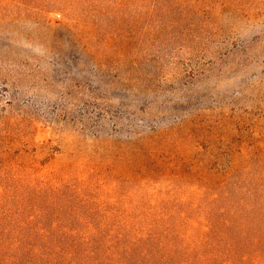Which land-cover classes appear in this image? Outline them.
<instances>
[{
	"label": "rangeland",
	"instance_id": "obj_1",
	"mask_svg": "<svg viewBox=\"0 0 264 264\" xmlns=\"http://www.w3.org/2000/svg\"><path fill=\"white\" fill-rule=\"evenodd\" d=\"M0 207L123 257L264 252V0H0Z\"/></svg>",
	"mask_w": 264,
	"mask_h": 264
},
{
	"label": "trees",
	"instance_id": "obj_2",
	"mask_svg": "<svg viewBox=\"0 0 264 264\" xmlns=\"http://www.w3.org/2000/svg\"><path fill=\"white\" fill-rule=\"evenodd\" d=\"M10 212L0 213V264H128L129 259L136 260V264H258L261 261L264 262V252L238 255L234 251H194L187 245L185 239L184 241L178 239L177 233L169 235L168 238L166 234L160 235L156 242H151L155 249L141 253V256L123 257L120 254V251H123L122 247L111 250L114 246L109 245L100 249L96 244L89 245L91 240L64 243L63 239L50 240L44 236L27 234L22 231L28 223L23 221L21 225H18L17 221H5ZM17 216L19 217V213ZM209 224L212 229L213 223L209 222ZM131 249V247L125 248L126 254Z\"/></svg>",
	"mask_w": 264,
	"mask_h": 264
}]
</instances>
